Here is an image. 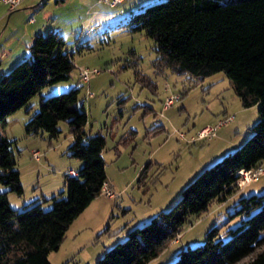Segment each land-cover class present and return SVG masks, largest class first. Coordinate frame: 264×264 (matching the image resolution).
Wrapping results in <instances>:
<instances>
[{
    "label": "rangeland",
    "instance_id": "374dc122",
    "mask_svg": "<svg viewBox=\"0 0 264 264\" xmlns=\"http://www.w3.org/2000/svg\"><path fill=\"white\" fill-rule=\"evenodd\" d=\"M160 1L120 0L110 6L96 0H66L65 5L51 9L58 13L55 26L65 39L63 51L72 53L75 67L67 80L43 88L8 116L4 128L0 126V134L16 140L14 152L23 193L8 191L2 183L0 191L7 192L11 207L17 211L35 199L41 202L49 198L53 188L54 192L62 191L66 168L82 165L68 156L72 137L66 122H59L60 132L51 144L45 136L25 135L24 124L41 100L79 88L78 103L87 113L86 133L105 138V182L116 197L96 198L81 216L83 222L73 224L58 250L49 254L51 264H94L102 256H98L100 252L125 238L121 234L124 226H141L151 214L169 210L202 170L251 136L259 119L258 105L244 107L224 72L197 79L155 64L156 43L144 31H131L128 21L132 13ZM46 11H50L49 6L33 14L38 23ZM28 18L18 14L15 25L22 28ZM3 52L0 50V75L24 56ZM82 69L98 73H90L85 84L79 76ZM172 93H179L181 100L163 109L165 97ZM228 117L231 119L218 128L215 137L191 142V136L203 127ZM179 132L185 137L180 138ZM226 141L230 143L225 149ZM32 150L41 153L39 159L32 157ZM252 194H264V174L225 201H213L207 211L189 215L178 239L148 264H174L181 250L203 244L214 227H218L217 238L227 240L229 230L253 213L238 211L240 199ZM41 206L47 210L51 202L43 201Z\"/></svg>",
    "mask_w": 264,
    "mask_h": 264
},
{
    "label": "trees",
    "instance_id": "16d2710c",
    "mask_svg": "<svg viewBox=\"0 0 264 264\" xmlns=\"http://www.w3.org/2000/svg\"><path fill=\"white\" fill-rule=\"evenodd\" d=\"M128 24L154 40L158 67L197 79L224 72L244 107L258 105L259 119L251 136L202 170L169 210L130 229L94 264H148L178 239L189 215L207 211L213 201L223 202L238 190V170L256 168L264 160V0H163L132 13ZM64 45L57 32L38 33L29 55L0 75L2 128L43 88L69 78L75 65ZM78 95L75 87L41 100L24 124L26 136H45L51 144L59 122H66L72 137L68 156L82 165L75 174H64L66 197L60 191L43 199L51 202L47 210L35 199L17 211L7 192L0 191V264H51L48 256L58 250L70 224L100 195L106 141L101 134L86 133L87 113ZM15 147L16 140L0 134V183L21 195ZM239 203V212L253 213L229 230L227 240L217 238L214 227L203 244L181 250L174 264H264V194L242 197Z\"/></svg>",
    "mask_w": 264,
    "mask_h": 264
},
{
    "label": "crops",
    "instance_id": "0c3cea01",
    "mask_svg": "<svg viewBox=\"0 0 264 264\" xmlns=\"http://www.w3.org/2000/svg\"><path fill=\"white\" fill-rule=\"evenodd\" d=\"M49 1L50 0H45V1H42V0H23L21 5L17 9L12 10V11H8V9L5 5L0 4V50L4 51L3 54L5 53L7 55H12V54H19L20 53V55H24V56H20V57L24 58L26 54L27 55L29 54V46H30V44H31V42H32V40L36 34L44 33L43 31L45 29H46L45 31H47V32L52 31V32L59 33L57 31L56 26H55V23L58 19V17L56 15L58 13L53 12V10H51V9L55 10V9L60 8L61 6L65 5L66 0H55L52 5L49 3ZM96 2H97V0H96ZM98 4H100V3H98ZM47 6H49L50 11L44 12L43 16L41 15V23H38L37 18H36L37 16H33V14L36 13L35 15H37L38 10H40L42 7H47ZM39 12H41V11H39ZM18 14H23L25 17L29 16V18L26 21V24L24 26H22V28L19 27L18 25L17 26L15 25L16 17ZM11 26H12L13 30H10L8 32L7 29H9V27H11ZM16 61L18 62V60H16ZM16 61H15V63H16ZM229 143L230 142H228V141H226L224 143L226 145L225 149L228 148ZM102 155H103V153H102ZM80 167H81V163H77V165H75L74 167L70 166V168H66V172L67 171L76 172ZM61 190H62V192H64L65 182H63ZM54 191H55V189L53 188V190L51 192L52 195H55L57 193ZM96 198L90 202V204L85 208V210L94 203ZM114 198H112V199H114ZM85 210L70 224L68 229H70L71 226H73V224H80V222L81 223L83 222L82 221L83 217H81V216H83ZM152 216H154V214L153 215L151 214L150 218ZM135 224H134L135 226L138 225L137 223H135ZM135 226H132V225L131 226L130 225L124 226V228L121 229V230H123L122 231L123 233H121L122 238H124V236L127 235V232ZM115 241L116 240H114V242H112L111 245H113V243H115ZM101 253L102 252H100L98 254V256L101 255ZM48 258H49V256H48Z\"/></svg>",
    "mask_w": 264,
    "mask_h": 264
},
{
    "label": "built area",
    "instance_id": "2783aa9c",
    "mask_svg": "<svg viewBox=\"0 0 264 264\" xmlns=\"http://www.w3.org/2000/svg\"><path fill=\"white\" fill-rule=\"evenodd\" d=\"M23 0H0V4H3L7 7L8 11H12L17 9ZM45 1V0H42ZM120 0H97V3H107L110 6H113L117 4ZM90 73H98V70L93 69H82L80 70L79 76L83 80L85 84H88L89 74ZM88 96H91L92 93L87 90ZM181 100V95L179 93H172L165 97L163 101V109H166L169 106L174 105L175 103L179 102ZM231 118L228 117L226 120H221L215 125H207L203 127L201 130L198 131V133L195 136H191L190 140L191 142L204 140V139H211L215 137L216 132L218 128L223 126L226 122H228ZM179 137L184 138L185 134L182 132H179ZM40 152L38 150H32L31 155L34 159L40 158ZM68 174H75L73 171H67ZM264 174V165L261 163L256 168L252 169H240L237 171V181L236 186L238 190H242L247 184H249L251 181H255ZM100 195H103L109 199H112L115 197V193L112 189V187L107 183L104 182L101 186Z\"/></svg>",
    "mask_w": 264,
    "mask_h": 264
}]
</instances>
